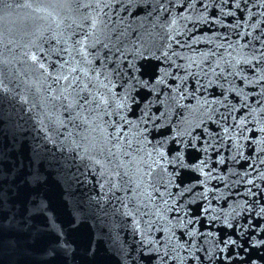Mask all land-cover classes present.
Here are the masks:
<instances>
[{
  "label": "water",
  "instance_id": "1",
  "mask_svg": "<svg viewBox=\"0 0 264 264\" xmlns=\"http://www.w3.org/2000/svg\"><path fill=\"white\" fill-rule=\"evenodd\" d=\"M0 264H264V0H0Z\"/></svg>",
  "mask_w": 264,
  "mask_h": 264
},
{
  "label": "snow or ice",
  "instance_id": "2",
  "mask_svg": "<svg viewBox=\"0 0 264 264\" xmlns=\"http://www.w3.org/2000/svg\"><path fill=\"white\" fill-rule=\"evenodd\" d=\"M177 162L181 165V166H183V160L179 157V154H177ZM36 179V181L37 182H39V177H36L35 178ZM51 222V221H50ZM57 234V237H59L60 235H61V233L60 232H57L56 233ZM64 247H66V245L62 242V241H60V240H58L55 244H54V246H53V253H55V250L57 249V248H64Z\"/></svg>",
  "mask_w": 264,
  "mask_h": 264
}]
</instances>
